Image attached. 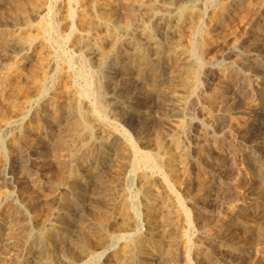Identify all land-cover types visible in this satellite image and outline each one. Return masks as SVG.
<instances>
[{
    "label": "rangeland",
    "instance_id": "rangeland-1",
    "mask_svg": "<svg viewBox=\"0 0 264 264\" xmlns=\"http://www.w3.org/2000/svg\"><path fill=\"white\" fill-rule=\"evenodd\" d=\"M134 1L149 8L170 10L169 23L154 28L153 35L162 42L165 53L171 50L177 55L170 59L169 65L156 67V79L165 75L157 85V94L149 91L151 94L145 96L135 112L111 105L113 85L106 86L107 72L101 71L102 74L95 66L104 54L114 49L126 21L137 24L142 20L150 26L147 8L132 19L126 9L130 0H118V21L113 23L102 18L109 12L104 3L100 4L105 0L93 3L89 0H0V31L7 28L22 44L0 45V210H12L10 215L0 216V264H42L43 259L33 256L34 250L27 243L31 236L25 232L35 234L38 229H49L55 224L54 215L60 209L65 188L80 169L89 174L99 171L101 177L105 175L102 178L114 181L115 186L112 194L105 192L102 198L82 197L83 213H69L70 232L54 248L59 264H253L257 253L249 238L264 233V195L260 198L264 194V152L252 151L250 145L264 140V123L249 138L243 136L241 120L246 111L261 106L255 99L259 91L264 92V84L250 76L258 58L253 59L262 51L256 40L264 35V12L258 15L259 7L252 4L243 11L246 17L242 14L224 35L212 36L208 30L216 0H208L206 4L196 0H182L179 4L170 0ZM20 4L23 14L17 8ZM46 6L52 8L54 17L43 11ZM69 13H72L73 27L70 34L66 28ZM51 19L58 26L52 36L45 33ZM12 20L15 21L11 25L13 29L6 27ZM79 33L86 34L89 52L74 46V38ZM24 45L31 47L30 60L20 58V47ZM119 53L118 64L122 65L132 51L123 46ZM56 68L69 71L68 83L50 79L52 69ZM207 71L214 73L212 79L207 80ZM129 75L134 78L135 71H129ZM226 75L232 77L231 86L244 91L247 96L244 102L228 99L220 103L221 92H212L214 85L228 79ZM46 77L49 85L63 89L65 105L58 115L52 109H46L44 116L35 114L36 85ZM237 77H242V81L237 82ZM98 82L103 84L99 90ZM136 85L138 91L151 89L146 83ZM233 88L222 93L232 94ZM69 94L85 98L80 113L92 131L90 142L84 135L86 140L83 138L75 144L79 151L75 152V158L62 149L70 120L69 106H66ZM98 121L105 123L103 127ZM7 122L13 125L5 127ZM40 130H51V134L40 149L27 151L28 135ZM110 133L124 137L118 145L120 148L117 147L120 152L117 157L114 150L107 152L114 154L111 165L98 168L92 160L83 161V157L98 152L93 140H106ZM206 142L216 144L218 152L207 148ZM130 148L136 152L130 153ZM140 152L155 153L160 168L144 165ZM5 163L10 164L8 169ZM64 164L68 172L60 178ZM137 169L145 170L149 179L154 178L150 193L158 198L153 202V210L142 200V181L136 174ZM165 173L176 196L175 203L160 176ZM9 177L12 182H5ZM186 177L192 181L182 186L180 183ZM18 185L26 186L28 191L21 195ZM117 196L125 200L123 212L107 214L106 200ZM173 212L179 213L178 218ZM98 224L106 227L104 232L97 231ZM227 229L235 230L237 235L225 236ZM109 236L113 237L111 243H107ZM142 236L148 239L140 252L135 251L134 242ZM167 241L171 243L168 247L164 246ZM242 247L251 250L245 261L238 256ZM70 249L74 251L72 257ZM167 252L172 257L165 260ZM135 253H138L136 260Z\"/></svg>",
    "mask_w": 264,
    "mask_h": 264
},
{
    "label": "bare ground",
    "instance_id": "bare-ground-1",
    "mask_svg": "<svg viewBox=\"0 0 264 264\" xmlns=\"http://www.w3.org/2000/svg\"><path fill=\"white\" fill-rule=\"evenodd\" d=\"M170 1L174 4H179L182 0H170ZM196 1H199L200 3L202 2L204 4H206V2H208V0H196ZM216 1H214L215 2L214 4L216 6L214 7L213 11L211 10L212 11L211 28L208 30V33L212 36L224 35L227 32V30H229L239 18H242V14H244L243 11L246 8H249L252 4L253 5L256 4L259 7V8L257 7L258 11H259V12H257L258 15H260L261 13L264 12V0H220V1L218 0L219 1V2L217 1L218 3ZM93 2H94V0H89V3H93ZM103 3L108 7L109 12L107 13L106 16H102V18L105 20L106 19L111 20V22H113V23H117V21H118L117 12H118L119 5H120L118 0H105V2H102V3L100 2V4H103ZM210 4H213V3H209L208 5H210ZM17 8H18V10H20L19 13L23 14L24 9L22 8L21 4ZM146 8H147V11H149L147 22L150 24V26L147 27L145 25V22L142 20L139 21V23H137V24H133V23L131 24V23L126 21L125 22L126 25L118 33V37L115 40L114 49L112 51L104 54L98 60V62L96 63V66H95L96 71H99V72L106 71L107 72L108 76L106 78V83H105L106 86L110 87L113 85L112 86L113 88H110V90H111L110 100L112 101V104L111 103L110 104L120 106V108H122L123 111L124 110L125 111L136 110V107L138 106V104L141 103V101L147 97L149 91H153L152 93H155V91L157 89V85L160 82V78L161 77L163 78L165 76L163 74L161 77L159 76L160 77L159 79H156V77H155L156 67L160 66V64L165 65V66L169 65L170 59L174 56H175L174 58H176V56H177L175 53H172L171 50H169V49H168L169 51L167 53H165L166 51L164 50V48H165L164 45L162 44V42H158L154 38V35H153L154 28L164 27L169 23L168 17H169V11L170 10L168 8H165V7H159V8L150 7L149 8V7L137 4L134 0H130L126 9L128 11L127 14L132 19L133 18L136 19L140 12H142V11L145 12ZM202 8L204 9V7H202ZM43 11H45L49 17H52V16L54 17L51 7H47V6L43 7ZM244 16H245V14H244ZM71 19H72V13H69L68 14V20L66 22V28H67L69 34L73 32ZM14 24H15V21L12 20L11 23H9V22L7 23L6 27L12 28L14 26ZM11 25H13V26H11ZM248 25H250V24L248 23L247 26ZM56 27H58L56 21L54 19L53 20L51 19V22L48 25H46L45 33H48L50 36H52V34H54V32H55ZM262 28L264 29V22L262 24ZM10 32L11 31L8 30L7 28L0 31V45L2 44V46H3V44L4 45L16 44L17 46H21L22 44L19 43L18 38L12 36L13 34H11ZM262 36L263 37L258 38V40H256L257 42H259L257 45L259 46V50H262L261 53L256 55V57L250 56V58L255 57L253 60L258 58V60H256V62H255L254 69L252 70V74L250 76L258 79V81H259L258 83H260V84H264V35H262ZM55 37H57V36H55ZM85 38H86V34L79 33L74 38L73 44L75 47H77V49H79V50L83 49L86 52H89L90 48H88L85 45ZM55 40H54V42H55ZM62 41H64V40H62ZM54 42H53V44H54ZM56 44H57L56 46H58V43H56ZM123 46L127 47L130 51H132V54L126 58V61L124 62V64L120 65V64H118V59L120 58V55H121L119 53V48H122ZM6 47H9V46H6ZM20 49H21V52H19L20 58H24V59H28V60L32 59L33 54H32L30 45H24V46L20 47ZM58 49H59V47H58ZM55 52H57V51H55ZM59 53H58V55H59ZM61 54H62V52H61ZM61 54H60V56H62ZM64 65L67 66V63ZM79 67L77 69L80 70ZM82 67H84V66H82ZM84 69H87V68L84 67ZM131 70L135 71V77L134 78H132L129 75V71H131ZM68 72H67V70L61 69V68L60 69H57V68L52 69V74H51L50 79H52V77H53L58 82L62 83L64 81H67V83H68V80H70V79L66 80ZM103 72H101V73L103 74ZM106 72H105V74H106ZM78 74H81V73H78ZM82 74H84V72ZM256 74H258V77L256 76ZM85 75L86 74H84V76ZM149 76L151 77V79H149ZM213 77H214V73L211 71H207V75H206L207 80L212 79ZM69 78H71V77L69 76ZM226 78H228V79L222 83V84H225L226 88L224 87V85L218 83L217 85H214V87L212 88L214 91H212V90L211 91L212 92H216V91L221 92L220 103L224 102L228 99H233V101L238 102V103L244 102L247 99V96L245 95L244 91L240 92L234 85L231 86L232 85V77H229V75H226ZM147 79H149L150 81L148 80V82H147ZM48 80H49V77H46L40 84L36 85V88H37L36 93L37 94H36V99H35V104H36L35 106L37 109H36L35 114L36 115L38 114L39 116H44V111L46 109H50V110L52 109L54 111V113H56V115H58L59 113L62 112L63 104L65 105V103L62 100L63 99V93H62L63 89L49 85ZM97 81H99V80H97ZM236 81L237 82L242 81V77L241 78L239 77L238 79H236ZM139 83H146L147 86H149L151 89H143L142 88L143 90L138 91V90H136V88H137L136 84H139ZM69 85H70V83H69ZM102 85H101V83L98 82L97 86H96V87H98L97 89L98 90L101 89ZM88 86L86 85L85 87H88ZM66 87H67V85H66ZM88 88H90V87H88ZM232 88H233L232 94L227 95V94L222 93L224 89H226L228 91V90H231ZM65 90H66V88H65ZM74 90H75V88H74ZM104 90H105V88H104ZM77 91H80V89ZM65 92H67V91H65ZM82 92L85 94L84 91H82ZM92 92H94V91H92ZM68 93H69V91H68ZM76 93H75V95H76ZM73 94H69L71 97L68 95L69 98L66 99V103H67L66 106H69V110H67V112H68V115L70 117V120L68 121L67 126H66V130H67L66 136L67 137L62 142V149H64V152H66L68 154L70 153L71 158L76 157L75 152L77 151V149L75 148V144L79 140H83L84 135H85V138L88 139V142H90V140L92 139L91 128L89 127V125L87 124V122L81 116V113H80V106L86 100L83 96H82V98H79V97L77 98V96H75L76 98L72 97ZM96 94L98 95V93H96ZM149 94H151V93H149ZM155 94H157V93H155ZM88 97H89V95H88ZM255 100H256V103L257 104L260 103L261 106L258 108L254 107V108H251L250 110L246 111L245 118L241 120L242 121L241 126H244L243 127L244 132H242L243 136H246L249 138L251 136H253L254 133L258 132L260 129L259 126H261V124L264 123V92L259 91ZM88 104H90V103H88ZM101 108H103V106ZM243 112H245V111L243 110ZM102 124L104 125L105 123H102ZM102 124L100 123L101 127H103ZM12 125L13 124L11 122H7L5 124V127H11ZM50 134H51V130H46L43 132H41V130H40L39 132L36 131V132H33L32 134L28 135L29 139H30V145H29L30 147L27 149V151H37L38 149H40V147L45 144V142L47 140V135H50ZM85 138H84V140H86ZM123 141H124V137L122 135L118 136L114 133H110L106 140H102V139L93 140V144L98 151L97 154H94L93 156H85L82 158V160L85 162L92 160L94 163H96L98 168H101L103 165H106V164L111 165V162L113 161L112 156L115 154L117 157V155L120 153L118 151V148H120V147H118V145H120V143ZM107 145H110L111 148L110 149L106 148ZM206 146H207V148H212V149H214V151L218 152V147L216 144H214V143L210 144V143L206 142ZM250 149L252 151H255L257 149H262V151L264 152V140H262L260 142L255 141V143L252 142L250 145ZM108 150L109 151L114 150V154H113V152H112V154L107 153ZM77 152H79V151H77ZM129 152L135 153L136 151H134L133 149L130 148ZM139 155H140L144 165L146 164V166L149 165L151 167H157V168L159 165L161 166L160 160H158L156 158V156H154L155 153L152 152V154H151V152H147V153L146 152H140ZM77 157H79V155H77ZM164 163H166V162H164ZM65 165L66 164H64V167H63L64 170L62 171L60 178H64L65 176H63V175L68 172V167ZM9 166H10V164L5 163L6 169H8ZM143 169L142 170H138V169L136 170V174L139 176L140 180L142 181L141 182L142 185H140V187L142 186L141 190H140L141 196L143 198L142 200L147 202V204H145V205H148V207L153 210L154 209L153 202L156 198H158L156 195L154 196V195H152V193H150L152 186L154 187V185H153V179L154 178L152 179L150 177L151 179H149L148 178L149 175H147L148 177H146L145 170H143ZM158 173H159V171H158ZM164 175L163 174L160 175L163 178L162 179L164 182L163 184H165V186L167 187V191L169 193L168 196H170L171 198L173 197L174 200L172 202L175 203V202H177V199L175 198L176 196L174 195L173 188L170 185V181H169L170 179L168 180V178L166 177V173ZM104 176L102 175V177H104ZM102 177H101V172H99V171L96 173H93V174H91V173L89 174V173H83L82 170L80 169L78 174L75 177H72V179L69 181V184H68L67 188H65V192L60 199V209H59V211H57L55 213L54 219H53L54 223L56 225L54 224L49 229L40 228L35 232V234H31V232L28 230L25 232V234H28L31 236V239L27 243L29 244L30 248L34 250L33 256H36L37 258L43 259L42 264H59L58 263L59 261L54 257L55 243L57 244V243H62L63 241H65V236L67 235V233L70 232L69 227L67 225L68 216L72 213H74V214L83 213V209H84L85 205L82 202V197L86 196V197H88L89 200H92L93 198L95 199L97 197H101V198L104 197L105 192L107 194H109V193L112 194V189L115 186V182L112 180H109V179H104L105 177L104 178H102ZM182 178L183 177H181V179ZM7 180H10V181L8 182ZM7 180L5 179V182H7V183L12 182L11 177L7 178ZM182 181L183 182L180 183L182 186H188L192 180H191V178L186 177ZM126 182L127 181H125V184H126ZM177 183H178V181H177ZM18 186H19V191L21 192V195L23 192L28 191L26 186H24V185H18ZM263 195L264 194H262L260 196V198H262ZM118 197L119 196H117V198L115 197L113 200H109V199L106 200L105 211L107 214L108 213H114V212H116L117 214H120V212H123V210L125 208V200L122 199L123 197L119 198V199H118ZM168 201L171 202V200H168ZM179 204L180 203H178V205ZM170 209H171V207H170ZM167 211H168V209H167ZM172 211H175V210L172 209ZM11 212H12V210L10 208L1 209L0 210V216L10 215ZM178 214L179 213H177V212H173L172 215L177 217ZM166 218H168V217H166ZM169 218H170V216H169ZM98 225H99V227L97 228V231L104 232L106 227L102 224H98ZM225 231H226L225 236L234 237L235 235H237L235 230L227 229ZM243 233H246V232H243ZM13 234H18V233L14 232ZM261 234H263L262 236H264V233H261ZM257 235H258V233H257ZM258 236H253V238H249L252 241V243L254 244L255 249H256L255 252L257 253V256L255 257L253 264H264V237L262 238V236H260V237H258ZM112 239H113V237L109 236L107 239V243H109ZM147 239L148 238L146 236L136 238V240L134 242L135 251L141 249L142 245L144 244L145 240H147ZM245 239H248V238H245ZM171 242H173V241H171ZM170 244H171L170 241H167L166 245L164 243V246L168 247V245H170ZM135 251H133V252H135ZM139 252H140V250H139ZM170 252L166 253L167 256L165 254V256H166L165 260H168L170 257H172V253H170ZM230 252L233 253L234 250L231 249ZM250 252H251V250H247V249L245 250L244 248L239 250V252H238L239 259L241 261H245V258L249 255ZM70 253L72 254L71 257L74 256L73 255L74 254L73 249H70ZM168 253H170L171 255ZM137 254L138 253L134 254L135 260L138 259ZM129 256H131V255L129 254ZM236 256H237V254H236ZM142 257L145 258L144 256H142ZM159 257H161V256H159ZM170 260H172V259H170ZM147 261H149V260H147ZM142 264H145V262H143Z\"/></svg>",
    "mask_w": 264,
    "mask_h": 264
}]
</instances>
